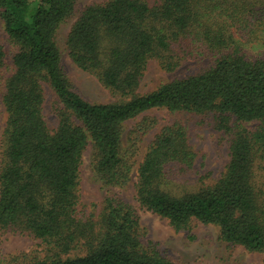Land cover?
I'll return each mask as SVG.
<instances>
[{
    "label": "trees",
    "instance_id": "obj_1",
    "mask_svg": "<svg viewBox=\"0 0 264 264\" xmlns=\"http://www.w3.org/2000/svg\"><path fill=\"white\" fill-rule=\"evenodd\" d=\"M72 18L69 58L115 101L92 102L72 84L58 43ZM0 21V236L38 240L0 264H177L143 240L136 207L117 194L80 207L84 153L103 186L128 185L136 141L157 122L143 118L129 144L126 123L152 109L175 118L136 166L139 206L176 231L215 225L222 241L264 255V0H0ZM152 59L166 72L201 65L141 92ZM194 126L227 141L216 179L195 168Z\"/></svg>",
    "mask_w": 264,
    "mask_h": 264
},
{
    "label": "rangeland",
    "instance_id": "obj_2",
    "mask_svg": "<svg viewBox=\"0 0 264 264\" xmlns=\"http://www.w3.org/2000/svg\"><path fill=\"white\" fill-rule=\"evenodd\" d=\"M92 1L103 0H80V8ZM153 1L155 0H150V2ZM73 19L62 26L58 37L63 65L72 84L86 99L92 102L105 103L115 101L116 98L112 96L109 90L104 88L94 76L77 67L69 58L64 43ZM0 41L3 44L5 43L7 49H9L1 21ZM200 65L201 63L195 60H187L174 72H166L160 68L156 60L152 59L145 70L139 90L141 92L153 90L163 82L196 71L200 68ZM52 102H46L44 113L49 125L55 126L56 119L52 112ZM181 117L185 118V116ZM143 118L146 119V123L148 119H151L155 120L157 124L153 125L146 134L142 133L140 139L136 141L139 147L134 156L136 166L141 161L147 145L155 134L163 125L172 122L175 116L171 115L166 109H152L135 119L129 120L125 129V144H129V137L133 136L129 131H133ZM4 123L5 114L0 107V151ZM190 143L198 154L195 168L201 173L210 176L211 179L219 177L228 159L227 141L211 127L194 126L190 131ZM136 166L134 167L135 170L131 182L128 185L123 187H105L94 176L90 164L89 150H87L83 155L80 167V207L88 209L92 203H100L108 191L117 194L136 207L140 225L145 232L143 240H150L156 243L158 248L169 255L177 264H264L263 254L250 252L241 246L229 245L222 241L219 237V230L215 225L194 222L191 230L176 231L166 219L140 207L135 200ZM37 241L27 234L5 233L0 236V257L6 256L8 253L30 250L36 246Z\"/></svg>",
    "mask_w": 264,
    "mask_h": 264
}]
</instances>
